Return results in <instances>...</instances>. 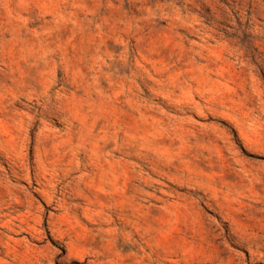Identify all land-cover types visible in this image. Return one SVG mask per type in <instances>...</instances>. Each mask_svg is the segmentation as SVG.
<instances>
[{"label":"rangeland","instance_id":"374dc122","mask_svg":"<svg viewBox=\"0 0 264 264\" xmlns=\"http://www.w3.org/2000/svg\"><path fill=\"white\" fill-rule=\"evenodd\" d=\"M0 264H264V0H0Z\"/></svg>","mask_w":264,"mask_h":264}]
</instances>
